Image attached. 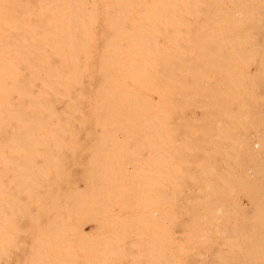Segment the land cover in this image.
Listing matches in <instances>:
<instances>
[{
	"label": "rangeland",
	"instance_id": "1",
	"mask_svg": "<svg viewBox=\"0 0 264 264\" xmlns=\"http://www.w3.org/2000/svg\"><path fill=\"white\" fill-rule=\"evenodd\" d=\"M139 1L0 0V264H264V0Z\"/></svg>",
	"mask_w": 264,
	"mask_h": 264
},
{
	"label": "bare ground",
	"instance_id": "2",
	"mask_svg": "<svg viewBox=\"0 0 264 264\" xmlns=\"http://www.w3.org/2000/svg\"><path fill=\"white\" fill-rule=\"evenodd\" d=\"M140 1H141V0H140ZM140 1H139V2H140ZM165 1H166V0H165ZM175 1H176V0H175ZM181 1H182V0H181ZM211 1H213V0H211ZM129 2H131V1H129ZM151 2H154V1H151ZM173 2H174V1H173ZM177 2H178V1H177ZM184 2H185V1H184ZM168 3H169V1H168ZM174 3H175V2H174ZM182 3H183V1H182ZM208 3H209V2H208ZM217 3H218V2H217ZM131 4H132V3H131ZM152 4H153V3H152ZM158 4H159V3H158ZM212 4H213V3H212ZM214 4H215V3H214ZM132 5H133V4H132ZM165 5H166V4H165ZM185 5L188 7L187 4H185ZM191 5H192V4H191ZM221 5H222V4H221ZM261 5H262V3H261ZM127 6H128V4H127ZM153 6H154V5H153ZM156 6H157V5H156ZM160 6H161V4H160ZM170 6H171V5H170ZM213 6H214V5H213ZM118 7H119V5H118ZM129 7H130V5H129ZM154 7H155V6H154ZM168 7H169V6H168ZM222 7H223V6H222ZM225 7H226V6H225ZM112 8H113V7H112ZM190 8H192V7H190ZM198 8H199V7H198ZM213 8H214V7H213ZM238 8H239V7H238ZM255 8H256V7H255ZM119 9H120V8H119ZM121 9H123V8H121ZM194 9H195V6H194ZM194 9H193V10H194ZM116 10H117V9H116ZM127 10H128V9H127ZM157 10H159V9H157ZM166 10H167V9H166ZM173 10H174V9H173ZM175 10H176V9H175ZM175 10H174V11H175ZM204 10H205V9H204ZM220 10H221V9H220ZM226 10H228V9H226ZM235 10H236V9H235ZM238 10H239V9H238ZM117 11H118V10H117ZM161 11H162V10H161ZM161 11H160V12H161ZM195 11H196V10H195ZM254 11H255V10H254ZM257 11H258V10H257ZM115 12H116V11H115ZM120 12H122V11H119L118 13H120ZM158 12H159V11H158ZM178 12H179V11H178ZM185 12H186V11H185ZM190 12H191V11H190ZM193 12H194V11H193ZM220 12H221V11H220ZM118 13H117V14H118ZM122 13H123V12H122ZM122 13H121V14H122ZM132 13H133V12H132ZM167 13H168V12H167ZM186 13H187V12H186ZM236 13H237V12H236ZM241 13H242V12H241ZM130 14H131V13H130ZM172 14H173V12H172ZM174 14H175V13H174ZM177 14H178V13H177ZM180 14H181V13H180ZM194 14H195V12H194ZM250 14H251V13H250ZM114 15H115V14H114ZM162 15H163V14H162ZM164 15H165V13H164ZM181 15H182V14H181ZM187 15H188V14H187ZM196 15H197V14H196ZM215 15H216V14H215ZM234 15H235V14H234ZM258 15H259V13H258ZM178 16H180V15H178ZM223 16H224V15H223ZM223 16H222V17H223ZM230 16H231V15H230ZM172 17H175V16L172 15ZM217 17H218V16H217ZM254 17H255V16H254ZM160 18H161V17H160ZM149 19H150V18H149ZM152 19H155V18H152ZM185 19H186V18H185ZM229 19H230V18H229ZM253 19H254V18H253ZM113 20H114V19H113ZM143 20H144V19H143ZM158 20H159V19H158ZM175 20H176V19H175ZM163 21H164V20H163ZM163 21H162V23H164ZM165 21H167V19H166ZM171 21H172V19H171ZM176 21H177V20H176ZM145 22H146V21H145ZM148 22H149V21H148ZM152 22H153V21H152ZM196 22H197V21H196ZM231 22H232V21H231ZM158 23H159V22H158ZM172 23H173V22H172ZM172 23H171V24H172ZM187 23L190 24V22H187ZM204 23H205V22H204ZM204 23H203V24H204ZM212 23H213V22H212ZM229 23H230V22H229ZM239 23H240V22H239ZM118 24H119V23H118ZM147 24H148V23H147ZM208 24H209V23H208ZM143 25H145V24H143ZM163 25H164V24H163ZM150 26H151V24H150ZM167 26H168V25H167ZM172 26H173V25H172ZM178 26H179V25H178ZM183 26H184V25H183ZM220 26H221V25H220ZM222 26H223V25H222ZM111 27H112V26H111ZM165 27H166V26H165ZM202 27H203V26H202ZM207 27H208V26H207ZM212 27H213V26H212ZM214 27H215V29H216L217 26H214ZM152 28H153V27H152ZM187 28H188V27H187ZM199 28H200V27H199ZM223 28H224V27H223ZM142 29H143V28H142ZM231 29H232V28H231ZM235 29H236V28H235ZM154 30H155V29H154ZM173 30H174V29H173ZM213 30H214V29H213ZM219 30H220V29H219ZM136 31H138V30H136ZM140 31H141V30H140ZM156 31H157V30H156ZM133 32H134V31H133ZM150 32H151V31H150ZM153 32H155V31H153ZM141 33H142V32H141ZM207 33H208V32H207ZM224 33H225V32H224ZM224 33H222V34H224ZM236 33H237V32H236ZM157 34H158V32H157ZM203 34H204V33H203ZM211 34H212V33H211ZM211 34H209V35H211ZM213 34H214V33H213ZM213 34H212V35H213ZM140 35H142V34H140ZM140 35H139V36H140ZM155 35H156V34H155ZM136 36H137V35H136ZM136 36L134 35L133 37H136ZM160 36H161V35H160ZM178 36H179V34H178ZM181 36H182V35H181ZM187 36H188V35H187ZM213 36H214V35H213ZM221 36H223V35H221ZM147 37H148V36H147ZM208 37H209V36H208ZM227 37H228V36H227ZM143 38H144V37H143ZM217 38H219V37H217ZM217 38H216V39H217ZM152 39H153V38H152ZM176 39H177V38H176ZM205 39H206V38H205ZM208 39H209V38H208ZM210 39L212 40V38H210ZM213 40H215V39H213ZM221 40H222V39H221ZM221 40H220V41H221ZM179 42H180V41H179ZM214 42H215V41H214ZM214 42L212 41L211 43H214ZM218 42H219V41H218ZM222 42H223V41H222ZM196 43H197V42H196ZM200 43H201V42H200ZM215 43H216V42H215ZM175 44H176V43H175ZM180 44H181V43H180ZM191 44H192V43H191ZM176 45H177V44H176ZM201 45H202V44H201ZM237 45H239V44H237ZM144 46H145V45H144ZM148 46H149V45H148ZM181 46H182V45H181ZM198 46H199V45H198ZM208 46H209V44H208ZM178 47H179V46H178ZM222 47L224 48V47H226V46L224 45V46H222ZM148 48H149V47H148ZM198 48H199V47H198ZM176 49H177V48H176ZM179 49H180V48H179ZM213 49H214V48H213ZM219 49H220V48H219ZM225 49H226V48H225ZM148 50H149V49H148ZM172 50H173V49H172ZM174 50H175V49H174ZM183 50H184V48L182 49V51H183ZM217 50H218V49H217ZM233 50H234V49H233ZM233 50L231 49V51H233ZM180 51H181V50H180ZM182 51H181V52H182ZM220 51H221V50H220ZM191 52H192V51H191ZM196 52H197V51H196ZM212 52H213V51H212ZM223 52H224V51H223ZM175 53H176V52H175ZM214 53L216 54V52H214ZM176 54L178 55V53H176ZM205 54H206V53H205ZM205 54H204V55H205ZM211 54H213V53H211ZM227 54H228V52H227ZM174 55H175V54H174ZM184 55H185V54H184ZM243 55H244V54H243ZM180 56H181V55H180ZM194 56H195V55H194ZM171 57H172V56H171ZM197 57H198V56H197ZM238 57H239V56H238ZM175 58H176V57H175ZM180 58H181V57H180ZM180 58H178V59H180ZM176 59H177V58H176ZM197 59H198V58H197ZM186 60H187V59H186ZM170 61H173V60H170ZM228 61H229V59H228ZM142 62H143V61H142ZM174 62H175V61H174ZM185 62H186V61H185ZM216 62H217V61H216ZM229 62H230V61H229ZM240 62H241V61H240ZM242 62H243V61H242ZM169 63H171V62H169ZM179 63H180V62H179ZM237 63H238V62H237ZM172 64H173V63H172ZM177 64H178V63H177ZM207 64H208V63H207ZM168 65H169V64H168ZM170 65H171V64H170ZM205 66H206V64H205ZM234 66H235V65H234ZM245 66H246V64H245ZM180 67H181V66H180ZM208 67H209V66H208ZM216 67H217V66H216ZM212 68H213V67H212ZM232 68H233V67H232ZM236 69H237V68H236ZM185 70H186V69H185ZM247 70H248V69H247ZM145 71L147 72V70H145ZM164 71H166V70H164ZM202 71H203V70H202ZM233 71H234V70H233ZM166 72H167V71H166ZM204 72H205V71H204ZM225 72H226V71H225ZM228 72L230 73L231 71H228ZM228 72H227V73H228ZM137 73H138V72H137ZM138 74H140V73H138ZM138 74H137V76H136V75H134V76L139 77ZM142 74H143V73H142ZM144 74H145V73H144ZM144 74H143V78H144V76L146 77L147 73H146V75H144ZM239 74H240V72H239ZM148 75H149V74H148ZM148 75H147V76H148ZM227 75H228V74H227ZM149 76H150V75H149ZM149 76H148V77H149ZM151 76H152V75H151ZM161 76H162V75H161ZM163 76H164V75H163ZM231 76H232V75H231ZM136 77H135V79H136ZM229 77H230V74H229ZM238 77H239V76H238ZM164 78H165V77H164ZM191 78H192V77H191ZM135 79H134V80L132 79V80L135 82ZM147 79H148V78H147ZM153 79H154V78H153ZM153 79H152V82H153ZM137 80H141V79L138 78V79H136V81H137ZM142 80H145V79H142ZM142 80H141V81H142ZM149 80H150V79H149ZM165 80H166V79H165ZM219 80H220V79H219ZM154 81H155V79H154ZM163 81H164V79H163ZM170 81H171V80H170ZM139 82H140V81H139ZM144 82L146 83V81H144ZM147 82H148V81H147ZM228 82H229V81H228ZM234 82H235V81H234ZM247 82H248V81H247ZM150 83H151V82H150ZM172 83H173V82H172ZM140 84H142V82H141ZM147 84H149V83H147ZM176 84H177V83H176ZM242 84H243V83H242ZM136 85H138V84H136ZM142 85H143V84H142ZM144 85H145V84H144ZM152 85H155V84L152 83ZM227 85H228V84H227ZM249 85H250V84H249ZM121 86H122V85H121ZM138 86H140V85H138ZM146 86H147V85H146ZM148 86H149V85H148ZM155 86H156V85H155ZM155 86H154V87H155ZM172 86H173V85H172ZM220 86H221V85H220ZM245 86H246V85H245ZM113 87H114V86H113ZM154 87H153L152 89L156 90V89H157V86H156V89H155ZM222 87H223V85H222ZM242 87H243V86H242ZM108 88H110V87H108ZM108 88H107V91L110 90V89H108ZM119 88H120V89H119ZM119 88L117 87V90H119V91L121 90V93H119V92L116 90V87L114 88V91H117V92L121 95V100H122V101H123V99H124L123 97H125V95H127V93L129 94V91H131L130 94L128 95V96L133 95V96H131L132 98L130 97L131 100H133V101L135 100V99H133L134 96H135L134 98H136V97L138 98V97L141 96L140 99L138 98V99L136 100V101L139 102V103H140V102H141V103H142V102L144 103V104L142 103L141 106H143V105H144V106H145V105H149L150 102H151V104H150V106H151V105H154V104H152V102H157V101H152V100L150 99V97H152V96H149V95L147 96V93H148V92H153V91L150 90V89H151L150 86H149L150 89H149V88H145V89H147V92H146V90H145L146 95L144 94V91L142 92V91L140 90V89H142V86H141V88H140V87H137V88H140V89H138V90L135 88L136 91L133 92V93L138 94V92H139V90H140L141 92H139V94H138L139 96H137L136 94H132V91H134V90H132L133 88L130 89V86H129L128 88H126V87H124V85H123V88L127 89L128 92H127V90L125 91L122 87H119ZM161 88H162V86H161ZM161 88H160V89H161ZM143 89H144V88H143ZM143 89H142V90H143ZM158 89H159V88H158ZM219 89H220V88H219ZM100 90H102V88H101ZM103 90H104V92L108 93V92L106 91V87H105V89H103ZM111 90H112V88H111ZM148 90H150V91H148ZM171 90H172V89H171ZM205 90H206V89H205ZM221 90H222V89H221ZM247 90H248V88H247ZM114 91L112 90L111 92H114ZM124 91H125L126 93H125ZM214 91H215V90H214ZM223 91H224V90H223ZM241 91H242V90H241ZM111 92H110V93H111ZM212 92H213V91H212ZM224 92H225V91H224ZM245 92H246V91H245ZM94 93H96V92H94ZM102 93H103V91H102L100 94H102ZM114 93H115V92H114ZM124 93H125V94H124ZM153 93H155V92H153ZM156 93L158 94L159 92H156ZM160 93H162V90H161ZM219 93H220V92H219ZM219 93H218V94H219ZM226 93H227V92H226ZM238 93H239V92H238ZM247 93H248V92H247ZM98 94H99V93H98ZM100 94H99V96L101 97L102 95H100ZM112 94H113V93H112ZM119 94H117V95L115 94V95H116V98H117V97L119 98V99L117 98L118 100L116 101V103L109 102V103H113V104H114L113 107H115V104H119V103L122 102V101L120 100ZM122 94L124 95L123 97H122ZM141 94H143L145 97H142ZM151 94H152V93H151ZM167 94H168V93H167ZM167 94H166V95H167ZM241 94H242V93H241ZM95 95H96V94H95ZM104 95H105V94L103 93V97H104ZM108 95H109V93L106 94V96H108ZM169 95H170V94H169ZM173 95H174V94H173ZM223 95H224V93H223ZM231 95H232V94H231ZM235 95H236V94H235ZM253 95H254V94H253ZM80 96H81L80 98H82V95H80ZM99 96H98V98H96L97 100L100 98ZM109 96H110V95H109ZM128 96L125 97V99H124L125 101H123V102H124L123 105H122V103H121V104L116 105V106L120 108V105H121V107H123V108H124V106H125V108H126V107L128 108V104H129V103L126 102L127 100H130V99H126V98H128ZM158 96H159V95H158ZM177 96H178V95H177ZM228 96H229V95H228ZM241 96H242V95H241ZM112 97H114V96H112ZM112 97H111V98H112ZM148 97H149V98H148ZM164 97H165V96H164ZM167 97H168V96H167ZM171 97H172V96H171ZM231 97H232V96H231ZM92 98H93V95H92ZM106 98H108V97H106ZM116 98H115V100H116ZM145 98H146V99H145ZM147 98H148L150 101H149ZM199 98H200V97H199ZM93 99H94V98H93ZM160 99H161V98H160ZM160 99H159V100H160ZM204 99H205V98H204ZM238 99H239V98H238ZM254 99H255V98H254ZM258 99H259V98H258ZM100 100H102V97L100 98ZM108 100H110V98H108ZM113 100H114V99L112 98V101H113ZM143 100H144L145 102H147V100H148L149 103L147 102L148 104H146ZM156 100H157V99H156ZM168 100H169V99H168ZM105 101H107V100L105 99ZM105 101H104V99H103V102L100 101L99 104H103ZM118 101H121V102H118ZM133 101H131V102H133ZM165 101H166V100H165ZM165 101H164V102H165ZM188 101H189V100H188ZM230 101H231V100H230ZM238 101H239V100H238ZM117 102H118V103H117ZM128 102H129V101H128ZM131 102H130V103H131ZM134 102H135V101H134ZM210 102H212V101H210ZM232 102H233V100H232ZM106 103H108V102H105V104H106ZM109 103L106 104V108H108V106H109V107L111 106V109H112L113 107H112V105L109 104ZM125 103H126V105H124ZM158 103H159V102H158ZM161 103H162V102H161ZM80 104H81V103H80ZM93 104H94V103H93ZM95 104H96L95 106H97V103H95ZM99 104H98V105H99ZM105 104H104V105H105ZM131 104L133 105V106L131 105V107L134 108L135 105H134L133 103H131ZM155 104H156V103H155ZM227 104H228V103H227ZM156 105H158V104H156ZM161 105H162V104H161ZM212 105H213V104H212ZM90 106H91V104H90ZM99 106H100V105H99ZM101 106H102V105H101ZM129 106H130V105H129ZM163 106H164V104H163ZM103 107H105V106H103ZM103 107H102V109H101L102 112H103V109H104ZM157 107H158V106H157ZM172 107H173V106H172ZM205 107H206V106H205ZM93 108H94V106H93ZM96 108H97V107H96ZM99 108H101V107H99ZM99 108H98V109H99ZM129 108H130V107H129ZM133 108H131V109H133ZM143 108H144V107H143ZM152 108H155V109H156V107H154V106H153ZM152 108H151V109H152ZM173 108H174V107H173ZM175 108H176V107H175ZM178 108H179V107H178ZM206 108H207V107H206ZM244 108H245V107H244ZM94 109H95V108H94ZM108 109L110 110V108H108ZM108 109H106V110L104 109V111H106V113L104 114V112H103V113H101V114L109 115V116L115 115V117H116V115H117L118 113L120 114V112L123 113V111H124V114H126V113L128 112V111L122 109V111H121V110H120V111L118 110L119 112H117V113H113L112 111H109V112H108V111H107ZM114 109H115V108H113V111H117V110H114ZM116 109H117V108H116ZM140 109H141V110H140ZM140 109H139L140 112L138 111L140 114H138V115L141 117V116H142V113H143V116L145 117L146 114L144 115V111H145V112H146V111L148 112V107H147V110H146V109H145V110H144V109L142 110V107H141ZM151 109H150V110H151ZM212 109H213V108H212ZM96 110H97V109H96ZM134 110H135V111H131V112H132V113H133V112L135 113V112H136V109L134 108ZM137 110H138V109H137ZM150 110H149V111H150ZM152 110H153V109H152ZM156 110H158V109H156ZM170 110H171V109H170ZM99 111H100V110H99ZM125 111H126V113H125ZM154 111H155V110H154ZM159 111H160V110H159ZM246 111H247V110H246ZM152 112H153V111H152ZM156 112H157V111H156ZM166 112H167V111H166ZM97 113H98V112H97ZM99 113H100V112H99ZM107 113H111V114L113 113V114L111 115V114H107ZM134 113H133V114H134ZM243 113H244V112H243ZM246 113H247V112H246ZM89 114H90V113H89ZM101 114H100V115H101ZM124 114H123V115H124ZM147 114H148V113H147ZM153 114H155V113H153ZM153 114H152V115H153ZM92 115H93V114H92ZM120 115H121V114H120ZM120 115H119V116H120ZM130 115H131V113H130ZM138 115H136V117H137ZM152 115H151V113L149 114V116H152ZM155 115H156V114H155ZM155 115H154V116H155ZM234 115H235V114H234ZM117 116H118V115H117ZM121 116H122V115H121ZM143 116H142V117H143ZM154 116H153V118L155 119ZM156 116H157V115H156ZM168 116H169V115H168ZM79 117H80V116H79ZM98 117H99V116H98ZM98 117H96V118H98ZM103 117H104V116H103ZM103 117H102V118H103ZM105 117H106V116H105ZM105 117H104V119L107 120L108 116H107V118H105ZM140 117H139V118H140ZM162 117H164V116H162ZM102 118H101V119H102ZM110 118H111V117H110ZM112 118H113V116H112ZM119 118H120V117H119ZM119 118H118V119H119ZM121 118H122V117H121ZM121 118H120V119H121ZM124 118H125V117H124ZM130 118H131V117H130ZM132 118H133V117H132ZM132 118H131V119H132ZM134 118H135V117H134ZM139 118H137V119L135 118V121L138 120ZM148 118H149V117H148ZM156 118H157V117H156ZM159 118H160V117H159ZM77 119H78V118H77ZM113 119H114V118H113ZM113 119H111L110 121L113 122ZM118 119L116 118L117 121H118ZM140 119H141V118H140ZM140 119H139V120H140ZM142 119H144V118H142ZM145 119H146V118H145ZM151 119H152V118H150V120H151ZM157 119H158V118H157ZM161 119H162V118H161ZM121 120H123V118H122ZM127 120L129 121V119H127ZM81 121H82V120H81ZM81 121H79V122H81ZM123 121H124V120H123ZM131 121H132V120H131ZM147 121H148V119H147ZM156 121H157V120H156ZM115 122H116V121H115ZM121 122H122V121H120V123H121ZM126 122H127V121H126ZM126 122H124V123H126ZM77 123H78V122H77ZM116 123H117V122H116ZM116 123H115V124H116ZM118 123H119V122H118ZM124 123H123V125H124ZM145 123H147V122L144 121V124H145ZM148 123H149V121H148ZM148 123H147V124H148ZM150 123H151V122H150ZM153 123H154V122H152L151 124H153ZM140 124H142V122H140ZM144 124H142V125H144ZM117 125H118V124H117ZM121 125H122V124H121ZM133 125H134V124H133ZM136 125H137V124H136ZM155 125H156V124H155ZM93 126H94V125H93ZM96 126H97V125H96ZM98 126H99V125H98ZM104 126H105V125H104ZM109 126L114 127V125H113V126H112V125H109ZM140 126H141V125H140ZM105 127H106V126H105ZM111 127H110V129H111ZM121 127H122V126H121ZM123 127H124V126H123ZM136 127H137V126H136ZM102 128H104V127H102ZM102 128H100V129H102ZM106 128H109V127L107 126ZM115 128H116V125H115ZM119 128H120V127H119ZM119 128H118V129H119ZM127 128H128V127H127ZM137 128H138V127H137ZM140 128H141V127H140ZM146 128H147V127H146ZM150 128H151V125H150ZM150 128H149V129H150ZM100 129H99V130H100ZM104 129H105V128H104ZM104 129H103V131H104ZM118 129H117V131H119ZM122 129H123V128H121L120 130H122ZM124 129H125V132H126V128H125V127H124ZM124 129H123V130H124ZM129 129H130V128H129ZM143 129H144V128H143ZM151 129H152V128H151ZM89 130H90V129H89ZM97 130H98V129H97ZM108 130H109V129H108ZM115 130H116V129H115ZM127 130H128V129H127ZM94 131H95V130H94ZM101 131H102V130H101ZM105 131H106V129H105ZM113 131H114V130H113ZM113 131H112V132H113ZM144 131H145V130H144ZM156 131H157V130H156ZM95 132H96V131H95ZM122 132H123V131H122ZM90 133H91V132H90ZM107 133H108V132H107ZM130 133H133V132H130ZM153 133H154V132H153ZM157 133H158V132H157ZM103 134H104V133H103ZM109 134H110V133H109ZM113 134H114V132H113ZM113 134H112V135H113ZM126 134H128V131H127ZM100 135H101V133H100ZM106 135H107V134H106ZM128 135H129V134H128ZM128 135H126V136H128ZM150 135H151V133H150ZM85 136H86V135H85ZM126 136H125V137H126ZM136 136H137V134H136ZM146 136H147V134H146ZM148 136H149V135H148ZM156 136H157V135H156ZM86 137H87V136H86ZM109 137H110V136H109ZM112 137H113V136H112ZM117 137H118V136H117ZM120 137H121V136H120ZM130 137H132V136H130ZM144 137H145V136H144ZM104 138H105V137H104ZM104 138H103V140H104ZM128 138H129V137H128ZM145 138H146V137H145ZM100 139H101V138H100ZM108 139H109V138H108ZM118 139H119V138H117V140H118ZM125 139H126V138H125ZM140 139H141V138H140ZM143 139H144V138H143ZM103 140H102V141H103ZM109 140H111V139H109ZM115 140H116V138H115ZM117 140H116V141H117ZM146 140H147V139H146ZM151 140H152V139H151ZM120 141H121V140H120ZM131 141H132V140H131ZM96 142H97V141H96ZM98 142H99V140H98ZM144 142H145V141H144ZM100 143H101V142H100ZM114 143H115V142H113V144H114ZM117 143H118V142H117ZM104 144H105V143H104ZM104 144H103V145H104ZM119 144H120V143H119ZM131 144H132V143H131ZM133 144H134V143H133ZM103 145H101V146H103ZM117 145H118V144H117ZM136 145H137V144H136ZM138 145H139V144H138ZM142 145H143V144H142ZM154 145H155V144H154ZM115 146H116V144H115ZM110 147H111V146H110ZM123 147H124V146H123ZM137 147H138V146H137ZM157 147H158V146H157ZM119 148H120V147H119ZM141 148H143V147H141ZM101 149H102V148H101ZM109 149H110V148H109ZM121 149H123V148H121ZM134 149H135V148H134ZM113 150H114V149H113ZM107 151H108V150H107ZM107 151H106V152H107ZM122 151H123V150H122ZM122 151H120V152H122ZM129 151H131V149H130ZM129 151H128V152H129ZM108 152H110V151H108ZM115 152H117V151H115ZM120 152H118V153L120 154ZM100 153H101V152H100ZM103 153H104V152H103ZM126 153H127V152H126ZM135 153H136V152H135ZM138 153H139V152H138ZM27 154H28V153H27ZM29 154H30V152H29ZM35 154H36V153H35ZM89 154H90V153H89ZM107 154H108V153H107ZM133 154H134V153H133ZM122 155H123V154H122ZM148 155H149V154H148ZM94 156H95V154H94ZM98 156H99V155H98ZM134 156H135V155H134ZM137 156H138V155H137ZM30 157H31V156H30ZM101 157H102V156H101ZM106 157H107V156H106ZM150 157H151V156H150ZM20 158H21V157H20ZM27 158H28V157H27ZM31 158H32V157H31ZM123 158H124V157H123ZM101 159H102V158H101ZM106 159H110V158H106ZM112 159L114 160V158H112ZM117 159H118V158H117ZM155 160H156V159H155ZM17 161H18V160H17ZM25 161H26V160H25ZM28 161H29V160H28ZM143 161H144V160H143ZM143 161H142V162H143ZM43 162H44V161H43ZM116 162H117V160H116ZM127 162H128V161H127ZM145 162H146V161H145ZM94 163H95V162H94ZM100 163H101V162H100ZM102 163H103V162H102ZM106 163H107V162H106ZM106 163H105V164H106ZM137 163H138V162H137ZM137 163H136V164H137ZM155 163H156V162H155ZM116 164L118 165V163H116ZM125 164H126V163H125ZM144 164H145V163H144ZM120 165H121V164H120ZM132 165H133V164H132ZM147 165H148V164H147ZM90 166H91V165H90ZM114 166H115V164H114ZM114 166L112 165V167H114ZM122 166H124V165H122ZM136 166H137V165H136ZM154 166H155V165H154ZM53 167H54V166H53ZM56 167H57V166H56ZM80 167H82V166H80ZM91 167H93V166H91ZM149 167H150V165H149ZM33 168H34V167H33ZM96 168H97V166H96ZM96 168H95V169H96ZM99 168H100V167H99ZM150 168H151V167H150ZM37 169H38V168H37ZM44 169H45V168H44ZM121 169H122V168H121ZM105 170H106V169H105ZM117 170H119V168H118ZM153 170H154V169H153ZM107 171H108V170H107ZM133 171H134V170H133ZM138 171H139V170H138ZM141 171H142V170H141ZM145 171H146V170H145ZM116 172H117V171H116ZM120 172H121V171H120ZM142 172H143V171H142ZM149 172H150V170H149ZM32 173H33V172H32ZM112 173H114V172H112ZM118 173H119V172H118ZM137 173H138V172H137ZM144 173H145V172H144ZM146 173H147V171H146ZM26 174H27V173H25V175H26ZM101 174H102V173H101ZM101 174H100V175H101ZM104 174H105V173H104ZM116 174H117V173H116ZM121 174H122V173H121ZM28 175H29V174H28ZM48 175H49V174H48ZM95 175H97V174H95ZM118 175H119V174H118ZM135 175H136V174H135ZM105 176H106V174H105ZM119 176H120V175H119ZM128 176H129V175H128ZM133 176H134V175H133ZM16 177H17V176H16ZM18 177H19V176H18ZM18 177H17V179H18ZM21 177H22V176H21ZM21 177H20V178H21ZM112 177H113V176H112ZM148 177H149V176H148ZM144 178H145V177H144ZM101 179H102V178H101ZM127 179H128V178H127ZM23 180H24V178H23ZM85 180H86V179H85ZM95 180H96V179H95ZM110 180H111V179H110ZM131 180H132V179H131ZM13 181H14V180H13ZM90 181H91V180H90ZM27 182H28V181H27ZM110 182H111V181H110ZM149 182H150V181H149ZM6 183H7V182H6ZM21 183H22V182H21ZM28 183H30V182H28ZM87 183H88V182H87ZM30 184H31V183H30ZM90 184H91V183H90ZM121 184H122V182H121ZM127 184H128V183H127ZM32 185H33V184H32ZM37 185H38V184H37ZM72 185H73V183H72ZM138 185H139V184H138ZM143 185H144V184H143ZM143 185H142V186H143ZM146 185H148V184L146 183ZM1 186H2V185H1ZM15 186H16V185H15ZM18 186H19V185H18ZM21 186H23V185H21ZM24 186H25V185H24ZM68 186H69V185H68ZM101 186H102V185H101ZM101 186H100V187H101ZM106 186H107V185H106ZM115 186H116V185H115ZM144 186H145V185H144ZM124 187H125V186H124ZM124 187H123V188H124ZM126 187H127V186H126ZM138 187H139V186H138ZM148 187H149V186H148ZM16 188H17V187H16ZM30 188H31V187H30ZM2 189H3V187H2ZM37 189H38V186H37ZM115 189H116V188H115ZM127 189H128V188H127ZM4 190H6V189L4 188ZM12 190H13V189H12ZM67 190H68V189H67ZM97 190H98V189H97ZM70 191H72V190H70ZM120 191H121V190H120ZM132 191H133V190H132ZM0 192H1V191H0ZM19 192H20V191H18L17 193H19ZM74 192H75V191H74ZM108 192H109V191H108ZM128 192H129V191H127V193H128ZM147 192H148V191H147ZM151 192H152V191H151ZM68 193H69V192H68ZM111 193H112V192H111ZM115 193H116V192H115ZM145 193H146V191H145ZM3 194H4V193H3ZM71 194H72V193H71ZM86 194H87V192H86ZM106 194H107V193H106ZM109 194H110V193H109ZM137 194H138V193H137ZM150 194H151V193H150ZM31 195H32V194H31ZM88 195H89V194H88ZM102 195H104V194H102ZM111 195H112V194H111ZM143 195H144V194H143ZM154 195H155V194H154ZM81 196H83V195H81ZM84 196H85V195H84ZM119 196H120V195H119ZM35 198H36V197H35ZM85 198H86V196H85ZM12 199H13V198H12ZM83 199H84V198H83ZM108 199H109V198H108ZM118 199H119V198H118ZM155 199H156V198H155ZM103 200H105V198L102 199L101 202H102ZM139 200H140V198H139ZM142 200H143V199H142ZM144 201H145V199H144ZM144 201H143V202H144ZM9 203H10V202H9ZM76 203H77V202H76ZM79 203H80V202H79ZM79 203H78V204H79ZM19 204H20V203H19ZM91 204H92V203H91ZM121 204H122V203H121ZM87 205H88V204H87ZM72 206H73V205H72ZM79 206H81V205H79ZM79 206H78V207H79ZM132 206H133V205H132ZM22 207H23V206H22ZM89 207H90V206H89ZM147 207H148V206H147ZM23 208H24V207H23ZM45 208H46V207H45ZM98 208H99V207H98ZM131 208H132V207H131ZM8 209H9V208H8ZM84 209H85V208H84ZM118 209H119V208H118ZM50 210H51V209H50ZM65 210H66V209H65ZM86 210H87V208H86ZM103 210H104V209H103ZM103 210H102V212H103ZM75 211H76V210H75ZM75 211H74V212H75ZM77 212H80V211H77ZM0 213H1V212H0ZM15 213H16V212H15ZM52 213H53V212H52ZM80 213H81V212H80ZM86 214H87V213H86ZM103 214H104V213H103ZM156 214H157V213H156ZM2 215H3V214H2ZM5 215H6V214H5ZM5 215H4V216H5ZM106 215H107V214H106ZM95 216H96V215H95ZM1 217H2V216H1ZM10 217H11V216H10ZM156 217H157V216H156ZM131 218H132V216H131ZM4 220H5V219H4ZM64 220H65V219H64ZM138 220H139V218H138ZM86 222H87V221H86ZM97 222H98V221H97ZM109 222H110V221H109ZM138 222H139V221H138ZM147 222H149V221H147ZM153 222H155V221H153ZM3 223H4V222H3ZM155 223H156V222H155ZM150 224L152 225L153 223H150ZM108 225H109V224H108ZM110 225H112V224H110ZM119 225H120V224H119ZM71 226H72V225H71ZM73 227H74V226H73ZM112 227H113V226H112ZM60 229H61V228H60ZM77 229H78V228H77ZM80 229H81V228H80ZM91 229H92V228H91ZM114 229H115V228H114ZM129 229H130V228H129ZM58 230H59V229H58ZM74 230H76V229H74ZM137 230H138V229H137ZM63 231H64V229H63ZM63 231H62V232H63ZM140 231L142 232V230H139V232H140ZM0 232H1V231H0ZM17 232H18V231H17ZM136 233H137V232H136ZM5 234H6V233H5ZM15 234H16V233H15ZM39 234H40V233H39ZM105 234H106V233H105ZM3 235H4V234H3ZM40 235H41V234H40ZM40 235H39V236H40ZM153 235H154V233H153ZM4 236H5V235H4ZM6 236H7V235H6ZM101 236H103V235H101ZM135 236L137 237V234H136ZM70 237H71V236H70ZM98 237H99V236H98ZM2 239H3V238H2ZM52 239H53V238H52ZM56 239H57V238H56ZM33 240H34V239H33ZM35 240H36V239H35ZM37 240H38V238H37ZM37 240H36V241H37ZM108 240H109V239H108ZM54 241H55V239H54ZM113 241H114V240H113ZM56 242H57V241H56ZM64 242H65V241H64ZM64 242H63V243H64ZM14 243H15V242H14ZM57 243H58V242H57ZM118 243H119V242H118ZM120 243H121V242H120ZM0 244H1V243H0ZM3 244H4V243H3ZM43 245H44V244H43ZM45 245H46V244H45ZM2 246H3V245H2ZM14 246H15V245H14ZM20 246H21V245H20ZM56 246H57V245H55V247H56ZM15 247H16V246H15ZM153 247H154V246H153ZM43 248H44V247H43ZM47 248H48V247H47ZM58 248H59V247H58ZM2 249H3V248H2ZM39 249H40V248H39ZM60 249H61V248H60ZM105 249H107V248H105ZM7 250H8V249H7ZM7 250H6V251H7ZM16 250H17V249H16ZM82 250H83V248H82ZM122 251H124V250H122ZM153 251H154V250H153ZM153 251H152V252H153ZM155 251H157V250H155ZM97 252H98V251H96V254H97ZM59 253H60V252H59ZM59 253H58V254H59ZM100 254H101V253H100ZM150 254H151V253H150ZM38 255H39V254H38ZM58 256H59V255H58ZM106 256H107V255H106ZM113 256H114V255H113ZM173 257H174V256H173ZM42 258H43V257H42ZM42 258H41V259H42ZM53 258H54V257H53ZM58 258H59V257H58ZM30 259H31V258H30ZM64 259H65V258H64ZM55 260H56V259H55ZM51 261H52V260H51ZM42 262H43V261H42ZM48 262H49V261H48ZM58 262H59V261H58ZM64 262H65V261H64ZM64 262H63V263H64ZM66 262H67V261H66ZM104 262H105V261H104ZM158 262H159V261H158ZM45 263H46V262H45ZM70 263H71V262H70ZM94 263H95V262H94ZM176 263H177V262H176ZM61 264H62V262H61ZM179 264H180V263H179Z\"/></svg>",
	"mask_w": 264,
	"mask_h": 264
}]
</instances>
